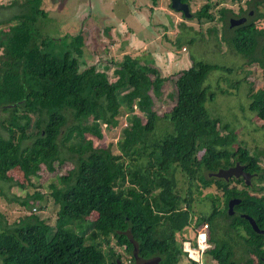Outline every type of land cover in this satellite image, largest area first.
Instances as JSON below:
<instances>
[{
    "label": "trees",
    "instance_id": "obj_1",
    "mask_svg": "<svg viewBox=\"0 0 264 264\" xmlns=\"http://www.w3.org/2000/svg\"><path fill=\"white\" fill-rule=\"evenodd\" d=\"M41 4L24 0L19 13L0 21V109L7 114L0 118V181H13L8 172L17 168L21 186H34L43 166L49 173L65 163L72 167L48 185L58 205L54 225L34 212L12 225L0 221L2 264H117L124 253L132 264L127 228L138 242V255L158 256V264H205L206 256L216 264H264V234L241 216H251L264 229V154L238 141L230 125L205 107L215 96L203 84L208 73L232 68L193 61L168 75L154 61L126 54L110 80L107 66H81L85 45L79 36L61 52L57 45L50 49L55 39L38 31L39 20L47 17ZM260 4L258 15L228 26L222 39L248 65H259L264 77V29L256 25L264 18V0ZM169 81L173 101L159 114L156 107ZM248 98L249 109L264 119V85L251 89ZM122 110L126 124L113 152L112 142L96 143L104 137L102 125L116 127ZM159 119L171 130L156 137ZM236 162L253 174L250 185L241 177L209 176ZM178 173L185 189L178 187ZM44 197L36 190L20 204L42 208L37 203ZM233 198L240 202L229 215ZM203 200L209 207L196 212L193 205ZM203 224L209 247L199 263L182 243L196 246V229Z\"/></svg>",
    "mask_w": 264,
    "mask_h": 264
},
{
    "label": "rangeland",
    "instance_id": "obj_2",
    "mask_svg": "<svg viewBox=\"0 0 264 264\" xmlns=\"http://www.w3.org/2000/svg\"><path fill=\"white\" fill-rule=\"evenodd\" d=\"M23 1L0 0V21L19 13L21 10L20 3ZM77 1L42 0L41 7L47 12V17L39 20L38 31L41 34L40 36L44 38L55 39L50 45L52 51H54L55 45L58 46L56 49H60V52L63 51L61 49H63L66 40L62 39L66 34V29L61 26L62 23H70L72 26L67 27V29L70 28L72 33L76 29V21L73 16L79 8L77 7ZM132 3H134L133 0H115L113 14L123 19L124 23L121 25L122 28L117 25V31L115 30L114 33L110 31L111 35H105L108 30L103 29L109 24L106 20L103 22L104 26L102 27H90L86 31L83 29L84 34H87V36L85 41L84 39L81 40L82 44L85 45L83 46V56L80 57L81 66L86 67L92 64L97 65L99 68L107 66L110 80H114L112 74L113 69L117 66L116 62L120 61L126 54L132 57L139 56L143 60L142 62L145 63L154 61L159 70L168 75L187 68L193 61H203L232 68L231 72L215 69L208 73L203 84H207L209 86L208 91H214L215 96L212 100L205 102L206 110L211 117H219L222 122L228 123L236 133V139L244 142L251 151L257 148L258 151L264 154V119H259L248 107L250 90H256L264 85V77L261 74L259 65H248L244 56L234 52L226 42H223L222 34L228 28V22L208 21L197 24L196 22L184 20V28L180 29L181 18H179V14L173 13L169 25L171 27L167 28L169 29L168 32L164 33L161 29L163 19H159L160 15L157 12L153 14L151 9L160 10V13L169 12L168 0H158L155 5L150 0H139L138 5L143 7L139 8L146 13L148 18L150 14L149 25L153 28L156 27V29L151 28V31L155 33L152 35L153 42L150 43L147 40H150L151 34L143 27L141 28L134 17ZM108 6L112 7L110 0ZM107 11L109 12L110 9ZM82 23L79 22L78 28L81 27ZM8 25L9 23H4L1 26L7 28ZM256 25L264 29V18L257 20ZM173 41L176 42V47L173 46ZM235 81L238 82L236 88L233 87ZM225 88L227 92L220 93V90ZM173 94V82L169 81L163 89V101L161 98L158 107H156L159 114H162L170 106L173 101ZM6 115V112L0 109V118ZM117 119L119 122L116 127L102 125L104 137L96 143L101 147H106L109 142H112L111 150L113 152H118L115 142L119 138L121 128L126 124V114L123 110L119 113ZM167 130H171V126L159 119L154 136H161ZM262 164L264 165L263 155ZM71 167V163H65L61 167L56 166L55 171L49 173L43 166L39 176L34 177L32 180L34 186H21L23 179L20 177L19 170L17 168L11 169L8 173L14 180L11 182L0 181V214L2 215L0 221L12 225L25 215L34 212L50 225H54L58 205L48 195V185L51 182H56L57 176L67 173ZM177 177L179 179L178 187L185 189L187 183L182 180V174L178 173ZM255 182L257 181L255 180ZM238 186L240 187V185ZM36 190L45 193L44 199L37 203V205H42V208L33 206L29 210L20 204L23 199ZM207 191V189H204L202 195L197 199H202ZM208 204L203 200L194 204L193 209L200 212V210H206L209 207ZM81 210L86 211L87 208L81 206ZM89 216L93 217V212ZM203 261L205 264H216L207 256ZM122 263H128V256L125 253L122 257ZM254 263L259 264L256 261ZM0 264H2L1 259Z\"/></svg>",
    "mask_w": 264,
    "mask_h": 264
},
{
    "label": "flooded vegetation",
    "instance_id": "obj_3",
    "mask_svg": "<svg viewBox=\"0 0 264 264\" xmlns=\"http://www.w3.org/2000/svg\"><path fill=\"white\" fill-rule=\"evenodd\" d=\"M72 1L74 2V0ZM138 1L139 0H133L134 3H132L134 6L133 7L134 17L137 19L141 28L143 27L149 34H151L150 40L147 41L148 42L150 41V43H152L153 42L152 35H154L155 32L151 31V28L153 27L149 25L150 14L148 18L146 13L139 8V7L141 8L143 7L142 5L141 6L138 5L139 4ZM179 1L181 4L187 5L188 13L190 16H186L183 10L173 9L171 7L170 0H168L169 12H164L166 15L164 13H160V10L155 11V9H151V12L153 14L157 12L160 15L159 19L161 20L163 19L162 22L163 27L161 29H163L164 33L168 32L169 29L167 28L171 27L169 25L173 13L179 14V18H181L179 24L181 27L180 29L184 28V20L196 22L197 24H202L203 22H208V21L228 22L227 25L231 27L230 22L232 20L244 18V22H247L250 19L254 18L256 15H258L259 12H261V10H256V5L258 7L262 6L260 4L261 0H179ZM114 2L115 0H110V4L112 5V7H109L108 6L109 0H78L77 7L79 8L76 10L73 16L76 21V25H75L76 29L73 31L74 33L71 32L70 28L66 29L65 42L69 43V41L74 39L75 36H79L80 39H84L85 41L87 34L86 35L84 34L83 29H85L86 31V29L90 27L93 28H95V26L102 27L104 26L103 22L105 20L107 23H109L107 26L103 28L104 30L105 29L108 30L105 32V35L108 34L111 35L110 31H113L114 33L117 25L120 28H122L121 25L122 23H124V20L119 17H116L113 14L115 9ZM155 4L156 3H153V5ZM153 5H151L152 8H154ZM108 9H110L109 12L107 11ZM166 20H168L167 23ZM79 22H83L80 28H78ZM153 29H156V27H154ZM172 44L175 47L177 46L176 42L174 41ZM169 47L172 49H176L172 46Z\"/></svg>",
    "mask_w": 264,
    "mask_h": 264
},
{
    "label": "water",
    "instance_id": "obj_4",
    "mask_svg": "<svg viewBox=\"0 0 264 264\" xmlns=\"http://www.w3.org/2000/svg\"><path fill=\"white\" fill-rule=\"evenodd\" d=\"M171 1V7L175 10H183L184 14L186 16H190L188 13V7L186 4H181L179 0H170ZM244 22V18H240L237 20H232L230 22L231 27L240 25ZM209 176H215L217 178H223L225 180H228L230 177H235V178H243L244 182L246 185L251 184V180L253 177V174L245 171L244 166L240 164L239 162H236L233 166L227 167V168H219L215 172H210ZM240 202L239 198H233L228 201V206H227V213L229 215L234 214V206ZM242 217L246 218L250 225L252 226L253 230L257 233L264 234V229H260L255 220L247 215V214H242ZM123 233L126 235L128 238L129 242L132 244L133 249H132V254L134 258V262L132 264H158V261L160 257L158 256H153L150 258H142L138 255V242L133 238L132 233L130 228H127ZM117 264H123L119 259H117Z\"/></svg>",
    "mask_w": 264,
    "mask_h": 264
},
{
    "label": "built area",
    "instance_id": "obj_5",
    "mask_svg": "<svg viewBox=\"0 0 264 264\" xmlns=\"http://www.w3.org/2000/svg\"><path fill=\"white\" fill-rule=\"evenodd\" d=\"M196 246H192L190 241L182 243V250L187 253L188 257L196 262L201 263L204 251L209 247L207 243V225L203 224L196 229Z\"/></svg>",
    "mask_w": 264,
    "mask_h": 264
}]
</instances>
